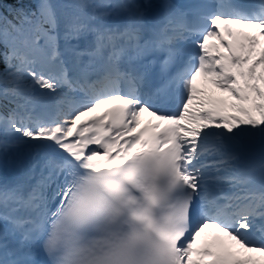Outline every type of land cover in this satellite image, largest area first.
<instances>
[{
	"label": "snow or ice",
	"instance_id": "snow-or-ice-1",
	"mask_svg": "<svg viewBox=\"0 0 264 264\" xmlns=\"http://www.w3.org/2000/svg\"><path fill=\"white\" fill-rule=\"evenodd\" d=\"M0 107V264H264V0H34Z\"/></svg>",
	"mask_w": 264,
	"mask_h": 264
},
{
	"label": "trees",
	"instance_id": "trees-1",
	"mask_svg": "<svg viewBox=\"0 0 264 264\" xmlns=\"http://www.w3.org/2000/svg\"><path fill=\"white\" fill-rule=\"evenodd\" d=\"M30 3H34V0H0V14L7 16L11 20L15 9L21 6L27 8L30 6ZM0 109L5 111L3 107H0Z\"/></svg>",
	"mask_w": 264,
	"mask_h": 264
},
{
	"label": "bare ground",
	"instance_id": "bare-ground-1",
	"mask_svg": "<svg viewBox=\"0 0 264 264\" xmlns=\"http://www.w3.org/2000/svg\"><path fill=\"white\" fill-rule=\"evenodd\" d=\"M149 119H151V118L148 117V116L145 114V116H144V120L147 121V120H149Z\"/></svg>",
	"mask_w": 264,
	"mask_h": 264
}]
</instances>
